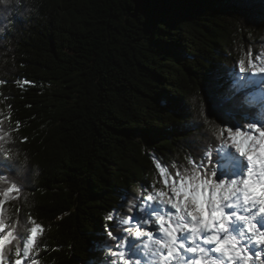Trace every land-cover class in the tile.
Masks as SVG:
<instances>
[{"label":"trees","instance_id":"1","mask_svg":"<svg viewBox=\"0 0 264 264\" xmlns=\"http://www.w3.org/2000/svg\"><path fill=\"white\" fill-rule=\"evenodd\" d=\"M0 28L7 215L44 226L37 264H90L105 217L160 186L153 154L183 167L215 142L211 97L264 52V0H20Z\"/></svg>","mask_w":264,"mask_h":264},{"label":"snow or ice","instance_id":"2","mask_svg":"<svg viewBox=\"0 0 264 264\" xmlns=\"http://www.w3.org/2000/svg\"><path fill=\"white\" fill-rule=\"evenodd\" d=\"M211 101L223 124L213 129L215 142L183 167L153 154L160 186L134 198L130 215L105 217L114 222L104 230L111 243L98 246L105 256L90 264H264V52L241 59L228 89ZM11 143L0 134V264H37L44 226L31 216L27 225L13 222L4 207L22 188L5 174L16 171ZM126 197L123 190L121 203Z\"/></svg>","mask_w":264,"mask_h":264},{"label":"rangeland","instance_id":"3","mask_svg":"<svg viewBox=\"0 0 264 264\" xmlns=\"http://www.w3.org/2000/svg\"><path fill=\"white\" fill-rule=\"evenodd\" d=\"M134 223V222H133ZM103 258H104V256H103ZM103 258L101 259V260H103ZM13 259H15V257H13ZM30 263V262H29Z\"/></svg>","mask_w":264,"mask_h":264}]
</instances>
